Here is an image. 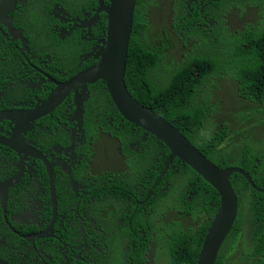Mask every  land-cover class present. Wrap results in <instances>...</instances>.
<instances>
[{
  "label": "flooded vegetation",
  "instance_id": "obj_1",
  "mask_svg": "<svg viewBox=\"0 0 264 264\" xmlns=\"http://www.w3.org/2000/svg\"><path fill=\"white\" fill-rule=\"evenodd\" d=\"M152 1L206 56L228 28L260 21L264 2ZM107 8L108 0H0L9 44L0 54V264H113L141 238L166 253L165 241L193 232L191 216H205L208 181L125 121L102 81L65 85L101 64ZM56 96L54 110L34 114ZM191 137L216 164L200 133Z\"/></svg>",
  "mask_w": 264,
  "mask_h": 264
},
{
  "label": "trees",
  "instance_id": "obj_2",
  "mask_svg": "<svg viewBox=\"0 0 264 264\" xmlns=\"http://www.w3.org/2000/svg\"><path fill=\"white\" fill-rule=\"evenodd\" d=\"M259 8L262 19L245 26L239 33H226L224 43L219 48L212 47L211 54L219 58H209L203 54V47L197 52L192 51L199 44L190 46L186 40L180 39L179 32L171 27L176 21L170 22V13L162 15L158 4L153 1L137 0L136 3L125 71L128 89L136 101L169 122L192 144L197 145L191 136L200 133L204 150L213 159L220 154L222 141L231 143L235 138L226 137L228 132L234 135L235 131L238 136L241 133V139L250 142L264 139V29H256L263 24L264 2L259 4ZM224 18L227 20L228 17ZM0 42L3 46L0 54H6L5 47L9 44L4 38ZM256 42L260 46L257 50L253 46ZM243 44L246 49H241ZM220 66L226 73H220ZM204 69L205 73H202ZM214 69L213 79L206 80V73ZM222 78L231 79L234 86L220 85ZM223 91L228 93L226 100H232L227 109H223L224 103L219 100L223 99ZM224 110L225 115L221 118ZM116 115L119 116L117 112ZM168 157L169 152L165 150V158ZM158 160L159 157L157 163ZM159 164L163 165V162ZM174 179L169 177L171 183ZM151 186L152 183L149 184ZM161 186L162 181L155 193ZM261 212L264 215V203ZM139 215L145 217L143 210ZM189 221L193 226L199 220L191 216ZM259 222L260 227H254V240L241 228H234L215 264H224L226 254L238 243H244L250 249L245 264H264V220ZM206 233L204 229L193 228V232L181 234V239L172 237L165 241L169 264H196ZM146 243L147 240L143 243L141 238L139 243L127 245L131 250L136 248L134 259L142 254ZM252 256H256L253 261L250 260ZM113 264H122V261L117 258Z\"/></svg>",
  "mask_w": 264,
  "mask_h": 264
},
{
  "label": "water",
  "instance_id": "obj_3",
  "mask_svg": "<svg viewBox=\"0 0 264 264\" xmlns=\"http://www.w3.org/2000/svg\"><path fill=\"white\" fill-rule=\"evenodd\" d=\"M108 1L109 8L104 10L108 16V32L101 64L75 77L65 85L75 88L81 83L86 89L87 83L102 81L112 104L125 121L154 136L170 150L172 159H181L208 181L213 188L221 189V208L216 223L205 239L199 261V264H214L219 249L231 231L236 217V199L229 183L233 170H220L215 167L174 126L132 97L125 81V71L137 0ZM57 105L58 97L56 96L34 114L47 110L52 111Z\"/></svg>",
  "mask_w": 264,
  "mask_h": 264
},
{
  "label": "clouds",
  "instance_id": "obj_4",
  "mask_svg": "<svg viewBox=\"0 0 264 264\" xmlns=\"http://www.w3.org/2000/svg\"><path fill=\"white\" fill-rule=\"evenodd\" d=\"M253 46L260 48L257 42L254 43ZM246 48L247 46L245 44L241 45V49ZM213 56L216 57L214 54L210 53L207 57L211 58ZM218 69L220 73H226L223 67L220 66ZM202 73H205V69ZM215 73L216 69L207 72V76L204 74L206 80L211 81V79H213L212 75ZM222 80L223 82H220V85L225 84L229 88L234 86L231 79L226 80L222 78ZM210 102H214V100H211ZM225 108L227 109L226 106L223 109ZM224 115L225 110L221 118H223ZM210 133L213 134L214 131H210ZM232 136L235 138L231 143H227L226 140L222 141L219 150L220 154L216 155V158L219 159L216 160V164L211 162L209 159L207 160L220 170H233V173L229 177V183L236 199V217L231 231L234 228H241L246 236H249L253 239L254 232H256L254 227L259 228V221L264 220V215L261 212L262 205L264 203V139H260L257 142H250L248 140H242L241 138L243 135L238 136L236 135V132L234 135H232L231 132L226 134V137L228 138H232ZM246 149L247 151L245 152ZM219 163H222V166L219 165ZM211 188L212 189L209 192L207 198V211L205 216L202 218L200 224H195L192 226L193 228L204 229L205 232H207L205 239L212 229L214 223H216L222 203V198L220 196L221 189L219 187L213 188L212 186ZM229 234L222 243L218 255ZM205 239L201 247L198 262L196 264H199ZM127 248L128 247H126L124 261L122 264H169L170 256H168V252H163L162 245L161 243H158V240L157 246L154 244L150 245L147 242L145 248L142 250V254H139V256L135 259L133 258L134 251L130 250V248ZM249 250L250 249H248L244 243H238L237 245H234V247L226 254L225 257H227V260H225L224 264H245L247 262L246 256ZM254 257L256 256H252L250 260L253 261Z\"/></svg>",
  "mask_w": 264,
  "mask_h": 264
},
{
  "label": "rangeland",
  "instance_id": "obj_5",
  "mask_svg": "<svg viewBox=\"0 0 264 264\" xmlns=\"http://www.w3.org/2000/svg\"><path fill=\"white\" fill-rule=\"evenodd\" d=\"M229 16H230V13H228V18H227V20H229ZM249 18H250V15L247 13V14L245 15L244 19L248 20ZM232 25H233V23H232ZM247 26H248V25H247ZM239 28H240V27L235 28V26L233 25V28H232V27H231V28H228L226 33H228V32H229V33H230V32L239 33V32H237V31H235L236 29L239 30ZM224 41H225V40H224ZM224 41L221 42V44H223ZM256 50H257V47H256ZM222 96H223V99H219L220 102H223V103H224V106H226L227 108H229V107L231 106L230 104L232 103V100H230V98H229L228 100H226V97L228 96V93H227L226 91H223V92H222ZM229 105H230V106H229ZM213 109H215L216 111H219L217 108H213ZM261 130H262V129H260V132H261ZM239 135H242V134L240 133Z\"/></svg>",
  "mask_w": 264,
  "mask_h": 264
},
{
  "label": "crops",
  "instance_id": "obj_6",
  "mask_svg": "<svg viewBox=\"0 0 264 264\" xmlns=\"http://www.w3.org/2000/svg\"><path fill=\"white\" fill-rule=\"evenodd\" d=\"M220 57H223V56H222V54H221V56H220ZM233 132L235 133V131H233Z\"/></svg>",
  "mask_w": 264,
  "mask_h": 264
}]
</instances>
